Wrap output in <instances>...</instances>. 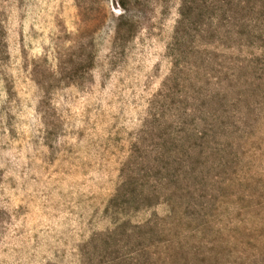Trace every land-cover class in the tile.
Wrapping results in <instances>:
<instances>
[{
	"label": "rangeland",
	"instance_id": "rangeland-1",
	"mask_svg": "<svg viewBox=\"0 0 264 264\" xmlns=\"http://www.w3.org/2000/svg\"><path fill=\"white\" fill-rule=\"evenodd\" d=\"M0 264H264V0H0Z\"/></svg>",
	"mask_w": 264,
	"mask_h": 264
}]
</instances>
